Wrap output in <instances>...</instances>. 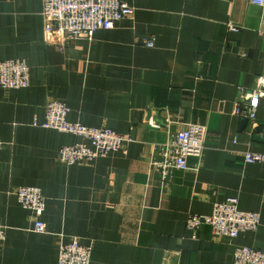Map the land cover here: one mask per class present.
Returning a JSON list of instances; mask_svg holds the SVG:
<instances>
[{
	"label": "crops",
	"instance_id": "1",
	"mask_svg": "<svg viewBox=\"0 0 264 264\" xmlns=\"http://www.w3.org/2000/svg\"><path fill=\"white\" fill-rule=\"evenodd\" d=\"M135 9L92 39L67 46L45 37L42 0H0V61L24 60L30 85H0V264H58L61 242L92 248L91 264H234L237 247L264 250V99L257 119L236 115L242 91L264 76V8L250 0H123ZM149 42L153 46H148ZM53 99L68 121L131 138L125 152L67 166L61 147L82 142L36 126ZM207 127L206 150L164 178L152 166L185 127ZM46 198L37 217L17 197ZM238 200L260 214L257 231L219 239L190 215Z\"/></svg>",
	"mask_w": 264,
	"mask_h": 264
},
{
	"label": "built area",
	"instance_id": "2",
	"mask_svg": "<svg viewBox=\"0 0 264 264\" xmlns=\"http://www.w3.org/2000/svg\"><path fill=\"white\" fill-rule=\"evenodd\" d=\"M42 17L45 37L49 43L67 46L72 41L92 39L100 30H109L123 20H133L135 9L123 0H42ZM264 8V0H250ZM152 47L153 43L149 42ZM0 85L5 90H21L30 85V67L24 60L0 61ZM241 101L245 106H237L235 113L250 121L257 119L260 102L264 99V76L257 79L256 86L248 92L242 91ZM70 110L63 101L53 99L45 108V120L37 124L46 129L56 130L80 138L82 142L63 146L58 151L61 163L72 166L90 163L111 154L125 152L131 138L108 129L85 126L68 121ZM207 127L200 124H186L163 148L161 162H153L161 175L166 178L174 171L188 170V159L201 158L206 150ZM246 163H264V154L247 152ZM20 204L34 212L37 217L34 231L46 233V225L41 217L45 211L46 198L36 188H20L17 191ZM261 224L260 214L239 209L238 200L230 198L216 203L209 216L190 215L187 230L198 232L203 226L211 228L215 238L235 240L246 232H255ZM7 239V228L0 226V246ZM92 248L83 246L79 240L61 242L58 264H91ZM234 264H264V250L237 247Z\"/></svg>",
	"mask_w": 264,
	"mask_h": 264
}]
</instances>
